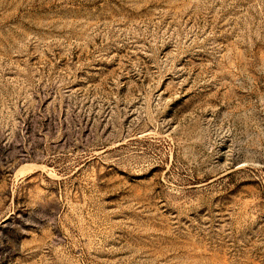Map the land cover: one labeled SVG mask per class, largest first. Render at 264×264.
Returning a JSON list of instances; mask_svg holds the SVG:
<instances>
[{"label": "rangeland", "instance_id": "obj_1", "mask_svg": "<svg viewBox=\"0 0 264 264\" xmlns=\"http://www.w3.org/2000/svg\"><path fill=\"white\" fill-rule=\"evenodd\" d=\"M0 264H264V0H0Z\"/></svg>", "mask_w": 264, "mask_h": 264}, {"label": "bare ground", "instance_id": "obj_2", "mask_svg": "<svg viewBox=\"0 0 264 264\" xmlns=\"http://www.w3.org/2000/svg\"><path fill=\"white\" fill-rule=\"evenodd\" d=\"M27 165H28V164H27ZM23 166H24V165H23ZM23 169H24V167H23ZM23 169H22V171H25V169H24V170H23ZM31 169H32V168H31ZM26 170H27V169H26ZM28 170H30V169H28ZM20 171H21V170H20Z\"/></svg>", "mask_w": 264, "mask_h": 264}]
</instances>
